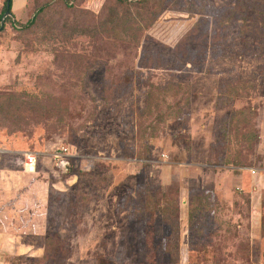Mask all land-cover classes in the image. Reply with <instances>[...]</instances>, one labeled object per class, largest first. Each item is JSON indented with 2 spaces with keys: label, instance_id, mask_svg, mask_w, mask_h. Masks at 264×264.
<instances>
[{
  "label": "rangeland",
  "instance_id": "1",
  "mask_svg": "<svg viewBox=\"0 0 264 264\" xmlns=\"http://www.w3.org/2000/svg\"><path fill=\"white\" fill-rule=\"evenodd\" d=\"M46 1L0 32V170L29 181L0 210L35 198L7 264H168L145 188L178 205V264H264V0H27L17 21Z\"/></svg>",
  "mask_w": 264,
  "mask_h": 264
},
{
  "label": "crops",
  "instance_id": "2",
  "mask_svg": "<svg viewBox=\"0 0 264 264\" xmlns=\"http://www.w3.org/2000/svg\"><path fill=\"white\" fill-rule=\"evenodd\" d=\"M26 3L27 0H12L11 12L15 18L25 12ZM1 4L2 0H0V8ZM17 177L18 176L14 172L0 170V206L5 205L7 200L13 198V193H15V191L17 192L19 188L26 186L29 183L28 178L23 179L18 177L21 179V181H17ZM43 187L45 188L44 184H42L40 187L42 192ZM29 190L30 189H28L25 193L32 194V191ZM25 193L21 196V198L19 197L16 200L13 207L7 206L0 210V264H7L9 258L22 255L28 252L30 248L29 245L26 244L22 237L17 233V230L20 232L29 231L33 224L32 222H29L27 226L24 225L25 221L29 219L28 214L31 213L30 209L35 203V198H32L31 196L29 197ZM21 205L24 209L17 211ZM37 217L39 221L38 225L39 227H42L44 223L43 212ZM251 226L252 234L254 237H256L257 233L261 230L260 220L257 219V217H254V219H252ZM257 237L261 238L260 235Z\"/></svg>",
  "mask_w": 264,
  "mask_h": 264
},
{
  "label": "trees",
  "instance_id": "3",
  "mask_svg": "<svg viewBox=\"0 0 264 264\" xmlns=\"http://www.w3.org/2000/svg\"><path fill=\"white\" fill-rule=\"evenodd\" d=\"M118 3H127L129 1L134 0H116ZM145 1V0H142ZM11 4L12 0H2L1 8H0V19L3 13L8 10L9 14L4 18L3 21V27L0 29V32L4 29L6 24L15 25L17 28H29L35 24V19H37L42 11L46 9L50 3L46 1L43 5H38L33 10V15L30 19H28L25 23H21L17 21V19L13 16L11 12ZM8 5V6H7ZM21 24V25H20ZM1 26V24H0ZM169 106V105H168ZM168 113H163V115L159 114L160 119L162 120L164 116L169 115ZM144 198L145 202H149V205L154 209L156 208L161 216L163 217L166 225L168 226V234L166 237V244L164 246V251L167 252L169 255V262L168 264H178L179 262V238H180V218L178 213V205L173 201L172 204L171 201H167L165 198V194H161V198L164 199L163 201L165 203L160 204L158 201H161V198H154L152 195H150V190L145 188L144 189ZM208 194L207 193H197L192 196L190 200V205L188 208V223L191 224L195 217V213L197 210L202 209L207 204ZM261 231L262 236H264V222L261 219ZM10 259V258H9ZM8 259V260H9Z\"/></svg>",
  "mask_w": 264,
  "mask_h": 264
},
{
  "label": "built area",
  "instance_id": "4",
  "mask_svg": "<svg viewBox=\"0 0 264 264\" xmlns=\"http://www.w3.org/2000/svg\"><path fill=\"white\" fill-rule=\"evenodd\" d=\"M51 157L55 162V166L59 169L65 168L68 164V159L71 156L66 148H60L51 152ZM37 153L26 151L22 153L21 159L18 161L20 169L25 173H33L37 166Z\"/></svg>",
  "mask_w": 264,
  "mask_h": 264
},
{
  "label": "water",
  "instance_id": "5",
  "mask_svg": "<svg viewBox=\"0 0 264 264\" xmlns=\"http://www.w3.org/2000/svg\"><path fill=\"white\" fill-rule=\"evenodd\" d=\"M7 6H8V5H7ZM8 15H10V14H9V11L6 10V11L3 13V15L1 16V19H0V21H1L0 29L3 27V21H4V18H5L6 16H8ZM66 168H67V166H66Z\"/></svg>",
  "mask_w": 264,
  "mask_h": 264
}]
</instances>
